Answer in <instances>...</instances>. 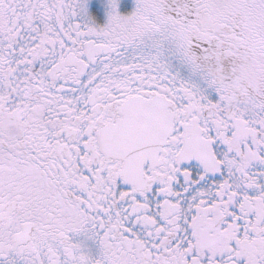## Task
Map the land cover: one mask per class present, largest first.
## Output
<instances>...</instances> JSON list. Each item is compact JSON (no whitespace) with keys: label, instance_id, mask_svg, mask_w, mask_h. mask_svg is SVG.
Instances as JSON below:
<instances>
[{"label":"snow or ice","instance_id":"6c2138e0","mask_svg":"<svg viewBox=\"0 0 264 264\" xmlns=\"http://www.w3.org/2000/svg\"><path fill=\"white\" fill-rule=\"evenodd\" d=\"M122 3L0 0V264H264V0Z\"/></svg>","mask_w":264,"mask_h":264},{"label":"flooded vegetation","instance_id":"af4514ba","mask_svg":"<svg viewBox=\"0 0 264 264\" xmlns=\"http://www.w3.org/2000/svg\"><path fill=\"white\" fill-rule=\"evenodd\" d=\"M99 8H100V0H93L92 10L95 12L99 10ZM134 8H135V0H123L122 7H121V12L123 14H127L131 11H134ZM101 21L106 22V17L102 15Z\"/></svg>","mask_w":264,"mask_h":264}]
</instances>
